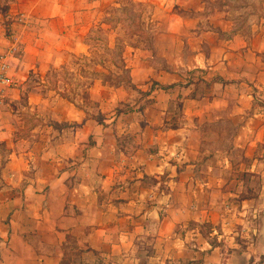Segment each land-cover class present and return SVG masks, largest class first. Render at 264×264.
<instances>
[{"label":"crops","instance_id":"0c3cea01","mask_svg":"<svg viewBox=\"0 0 264 264\" xmlns=\"http://www.w3.org/2000/svg\"><path fill=\"white\" fill-rule=\"evenodd\" d=\"M1 1L0 264H248L220 241L264 210V0L239 24L223 0ZM121 3L151 9V46L78 103L60 76Z\"/></svg>","mask_w":264,"mask_h":264},{"label":"rangeland","instance_id":"374dc122","mask_svg":"<svg viewBox=\"0 0 264 264\" xmlns=\"http://www.w3.org/2000/svg\"><path fill=\"white\" fill-rule=\"evenodd\" d=\"M222 2L234 7L233 18H235V20L237 19L236 21L238 24L243 22V19L247 16L252 20L257 16L256 10L259 4L257 0H223ZM5 4V2L0 0V12L2 14H4L3 10ZM150 12L151 9L139 7L133 3H121L119 6H114L107 11L105 16L108 18L110 17L107 19L109 23H105V26L100 24V26L97 25L94 27L92 32H90L84 40L85 53L72 60L71 67L75 68L74 72L66 70L60 76L61 82L66 85L65 87L67 89L70 88L69 98H73L72 100L82 103V99H84L86 95L84 86L86 83H89V81L98 78L96 75L99 76L98 72L102 70L101 68L107 71V73L106 71L104 73V78L106 80L112 76L116 79L119 77L122 79L126 77L121 74L116 75L119 72L116 69V66H119L120 62L118 57L121 56L126 48L125 46L128 45L131 47L150 48V30L147 24ZM6 28L8 29V25ZM236 28L241 29L243 27L237 25ZM136 37H140L141 39ZM119 67H121V63ZM22 104L24 105V102H22ZM89 107L93 112H96V106L89 104ZM17 109L18 108H15L14 111ZM26 112L27 110L24 111V113ZM237 158H239V156ZM256 176L257 175H252L248 177L240 173L237 175L236 189L233 186L229 189L232 193H234L233 191H236V194L239 192L238 195L242 192L240 196H243L246 190V192L251 191L249 193L256 194L254 192L260 189ZM250 183L253 186L251 188ZM232 201L234 203V209H240V202L237 200ZM234 201H236V203ZM255 206L258 209L256 217L252 218L238 213L231 214L229 218L230 222L228 223H231L230 231L232 234L228 231H224V237L220 242L221 244H227L228 237L234 235V242L238 243L241 246V251L244 252L245 242L251 241L253 244L251 251L252 257L248 264H264V210L262 204H257ZM261 210H263V213H261ZM223 217L228 219L229 214H223ZM192 225L193 224H189V227ZM212 229L213 227L208 224L200 226L201 232L205 235L209 243L216 245L217 237H209V234L212 233ZM246 235H249V237H246ZM226 251L225 249L223 250L224 253H230Z\"/></svg>","mask_w":264,"mask_h":264},{"label":"built area","instance_id":"2783aa9c","mask_svg":"<svg viewBox=\"0 0 264 264\" xmlns=\"http://www.w3.org/2000/svg\"><path fill=\"white\" fill-rule=\"evenodd\" d=\"M11 86L12 82L6 74V66L0 54V95L4 92V90H7Z\"/></svg>","mask_w":264,"mask_h":264},{"label":"trees","instance_id":"16d2710c","mask_svg":"<svg viewBox=\"0 0 264 264\" xmlns=\"http://www.w3.org/2000/svg\"><path fill=\"white\" fill-rule=\"evenodd\" d=\"M3 13L5 16L8 15V6H5L4 10H3ZM129 87H131V85L128 84ZM164 90H166V88H164Z\"/></svg>","mask_w":264,"mask_h":264}]
</instances>
